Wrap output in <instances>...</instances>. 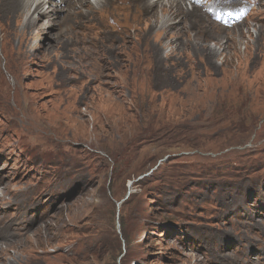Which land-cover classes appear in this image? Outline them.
<instances>
[{
    "label": "rangeland",
    "instance_id": "374dc122",
    "mask_svg": "<svg viewBox=\"0 0 264 264\" xmlns=\"http://www.w3.org/2000/svg\"><path fill=\"white\" fill-rule=\"evenodd\" d=\"M180 2L126 45L0 10V264H264V0Z\"/></svg>",
    "mask_w": 264,
    "mask_h": 264
},
{
    "label": "bare ground",
    "instance_id": "6f19581e",
    "mask_svg": "<svg viewBox=\"0 0 264 264\" xmlns=\"http://www.w3.org/2000/svg\"><path fill=\"white\" fill-rule=\"evenodd\" d=\"M52 1L53 0H0V10L3 11V16H5L7 21L13 19L17 21L23 29H28L35 35L42 33L46 27L59 25L60 22L55 20L56 12L65 11L66 18L71 22H76L78 27L84 30H96L98 33H105L113 30L117 41L121 42L122 45L129 43L133 37L132 35L134 32H130L131 30L127 26L120 23L122 20L120 16H123L127 10H132V6L137 4L139 0ZM141 1H143L145 9L154 8V13H152L153 15L151 16L154 21L153 23L151 22L152 24L149 29L152 30L157 28L162 31L163 35L167 34V30L169 29V26L166 25L167 22H172L175 18L190 15L188 9L185 11L182 9L180 0ZM47 5H51L53 8H46ZM40 16L45 19L41 24L38 23ZM148 36V32L143 35L145 44H149ZM57 40L58 37H56L55 42H57ZM150 48L153 49L151 45ZM113 49L117 51L116 46Z\"/></svg>",
    "mask_w": 264,
    "mask_h": 264
}]
</instances>
